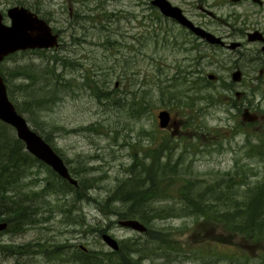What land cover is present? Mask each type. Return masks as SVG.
I'll list each match as a JSON object with an SVG mask.
<instances>
[{"label":"rangeland","instance_id":"rangeland-1","mask_svg":"<svg viewBox=\"0 0 264 264\" xmlns=\"http://www.w3.org/2000/svg\"><path fill=\"white\" fill-rule=\"evenodd\" d=\"M169 1L196 19L193 0ZM16 4L45 18L58 33V46L47 50L44 56L64 57L69 61L62 69L65 77L76 80L68 82L49 110L40 112L39 119L48 125L43 129L49 134L50 126L55 125L56 131L51 133L49 142L77 181L80 180L78 171H82L83 177H94L98 182L84 192L86 199L77 202L63 194L36 193L32 196L34 202H43L37 206L36 222L20 232L0 231V264H75L70 261L72 245L108 250L101 233L111 234L118 242L137 236V232L116 222L117 216L109 214L110 208L104 210L108 211L105 215L100 207L106 208L105 197L113 193L119 179L128 175L127 168L133 163V157L142 153L140 146L148 150L161 144L162 153H166V146L176 143L170 152L174 156L183 153L188 178L197 179L200 184L209 180L211 173L221 176L231 171L235 159L239 158L256 172L248 175L247 181L257 183L262 179L264 153L255 152L248 158L242 147L245 131L252 133V129H264V77L260 74L264 66L257 61L253 44L247 43L237 50L201 45L196 49L188 42L189 37L180 36L176 23L159 18L160 13L155 7L151 8L149 0H0V9L5 15L6 9ZM229 9L228 5L214 7L218 17L205 18L210 28L225 32L227 24L232 23L227 20ZM3 21L9 23L7 17H3ZM254 21L255 16L245 21L250 24L247 28ZM35 56L19 51L3 64L12 68L31 60L39 62ZM69 63H73V67ZM193 69L199 71L196 74L204 81H209L204 90L194 94V102L201 110L177 108L161 99V89L165 90V85L174 82L172 77L194 79L195 74H189ZM237 69L241 78L232 81L230 75ZM208 73L215 74L216 78L209 80ZM82 74L93 75L102 91L99 99L90 89L93 87L91 80L85 83ZM21 81L17 79L13 83ZM106 92L112 99L106 98ZM207 93L214 101L204 102L201 97ZM134 98L141 104L131 110L129 106ZM162 109L169 112L168 127L164 129L158 126L157 119ZM245 110L255 117L252 129L246 128L248 121L242 115ZM137 111L139 116L132 117ZM223 132L227 139L221 141ZM12 134L15 136L14 131ZM156 135L159 140H155ZM213 139L221 142V146H204L213 143ZM49 175L44 167H34L25 183L31 185V190L39 191L46 179H53ZM171 184L173 182L164 188L166 192L173 190ZM23 193L24 189L19 196ZM183 225H189L179 237L187 246L186 250L213 245L220 253L230 256L227 241L233 236L203 219L170 217L153 223L162 229L182 228ZM240 239L243 238L234 236L230 248H238ZM223 240L226 241L223 243ZM243 241L245 248L250 250L246 252V264H264V244H259L263 253H257L253 241ZM17 244L28 247L22 253H13L10 245ZM142 246V251L146 250L151 258L155 256L150 244ZM186 253L191 255V252ZM261 255L263 258L257 259ZM150 257L139 261L151 264ZM201 260L195 256L177 264H207ZM243 260L221 258L214 264H245Z\"/></svg>","mask_w":264,"mask_h":264},{"label":"trees","instance_id":"trees-1","mask_svg":"<svg viewBox=\"0 0 264 264\" xmlns=\"http://www.w3.org/2000/svg\"><path fill=\"white\" fill-rule=\"evenodd\" d=\"M151 8L154 7L151 6ZM158 16L160 19L162 18L161 15ZM164 25L166 24L164 23ZM179 34L187 38L191 33L179 27ZM195 48L198 49V45ZM47 50L49 49L23 51L35 54V58L39 62L31 60L23 65H14L12 68L5 67L3 62L0 63V75L6 83L8 97L17 111L23 115L26 114L27 121L34 126L33 129L37 132L39 130L38 133H43L44 136L40 135L49 142L51 133L56 131L55 125L50 126L48 134L43 129L48 125H44L45 122L39 119L40 112L49 110L59 94L64 92L68 82L75 83L76 80L73 77L67 79L65 72L62 71L69 61H66L64 57L57 58L55 55L44 56ZM15 54L7 56L4 60ZM73 65L72 63L71 66L73 67ZM193 71L189 74L194 73V79L181 76V80H176L177 76L172 77L171 80L174 82L165 85V90L161 89L159 94L161 99L177 108L191 111L194 108L196 111L201 110V107L194 102V94L204 90L209 81H204L199 77L197 75L199 71L196 72L195 69ZM82 75L85 78V83L91 80L93 87L90 89L99 99V92L102 91L97 81L92 78L93 75ZM17 79H22V81L13 83ZM106 96H108L106 98L112 99L109 92H106ZM211 96L207 93L201 98L204 99V102H212L214 99H210ZM134 100L129 106L131 110H135L136 105L141 104L137 99L134 98ZM124 104L123 107L127 109V103ZM167 107L170 108V105ZM139 111L133 113L132 117H138ZM253 122L246 123V128H251L255 124ZM238 126V128L245 129V126ZM12 131V127L0 121V220L7 222L6 231L20 232L26 226L36 222L34 218L37 214V206H40V203L43 204L42 201L38 203L33 201L32 196L36 193L70 195L74 202H77L86 199L84 192H88L98 181L94 177H83V172L78 171V176H80L78 185H71L28 153L24 149L23 143L12 134ZM252 131V133L245 131L246 137L242 145L245 149L244 155L248 158H251L255 152L264 153V129L262 128L261 131L252 129ZM208 132L211 130L209 129ZM214 132L217 134V130ZM223 139H227L225 132L221 133V141ZM155 140H159L157 135ZM212 144L221 146V142L214 139L213 143H207L204 146ZM175 146L176 143L171 147L166 146V153H162L163 146L161 144L148 150H143L140 146L142 153L137 156L133 155V163L127 168L126 174L128 175L119 179L112 194H107L104 200L106 208L100 207L103 213L106 212L104 210L110 208L109 214L116 215L117 219H138L146 226V231L132 237L136 241H133L132 238L119 241L117 250H94L72 245L70 249L71 262L75 264H142L139 260L146 256L150 257V254L145 252L146 250L142 251L143 244H150L152 251L155 252V256L150 257L151 264H177L195 256L207 261V264H214L221 258L229 260L234 258L236 262L244 259L243 262L246 264V252L250 250L245 248L243 240L253 241L255 243L254 251L263 253L259 249V244H264V173L261 174L262 179L257 183L247 181L248 175H254L256 172L239 158L235 159L231 171H225L221 176L211 173L208 177L209 180H203L200 184L197 179L188 178V171L185 165L183 166V153L180 152L174 156L170 152ZM162 158L164 160H161ZM34 167H44L50 174L48 177L53 178L52 180L46 179L39 191L31 190V185L25 183V178ZM69 171L73 174L71 170ZM171 182H173L171 184L173 190L166 192L164 188ZM22 189H24L23 196H19ZM28 194L30 198H28ZM167 200L170 201L165 203L164 201ZM158 201L159 203L156 204ZM170 217H191L193 221L203 219V222L226 230L229 236H239L243 239L239 240L238 248H230V245H233V237L228 239L229 248L227 249H229L230 256L220 253L213 245L186 250L187 246L179 241V237L184 234L183 230L189 225L174 229L153 226L155 221ZM10 247L13 253H22L28 246L17 244L10 245ZM141 251L143 255L139 253ZM234 251L245 255H234ZM186 252H191V255H187ZM261 258L263 255L257 257V259ZM157 259L158 262H156Z\"/></svg>","mask_w":264,"mask_h":264},{"label":"water","instance_id":"water-1","mask_svg":"<svg viewBox=\"0 0 264 264\" xmlns=\"http://www.w3.org/2000/svg\"><path fill=\"white\" fill-rule=\"evenodd\" d=\"M150 3L157 7L162 15L172 18L178 24L186 27L195 35L205 39L209 43L225 44L220 37H216L203 28L194 25L182 13L181 8L171 4L169 0H150ZM5 14L9 19V23L3 21V13L0 10V62L6 56L18 51L50 49L58 45V34L53 31L50 24L44 18L29 8L23 5H13L6 9ZM259 37L261 38L258 32H250L247 35V39L250 41ZM239 44V42H232L228 44V48L231 50L235 49ZM262 50H264V44ZM230 76L232 81H239L241 72L238 69L234 70ZM207 77L209 79L215 78L213 74H208ZM157 117L160 127L164 128L168 125L169 113L166 110L159 111ZM249 118L251 119L252 117ZM0 121L14 129L16 138L23 142L26 151L48 165L61 178L67 180L74 186L77 185V180L71 176L61 156L29 125L27 119L16 110L13 102L8 97L6 83L1 75ZM118 224L139 232L146 230V226L143 223L133 218L120 219ZM6 226V221H0V231L4 230ZM101 238L110 249H118L117 240L110 234L102 233Z\"/></svg>","mask_w":264,"mask_h":264},{"label":"flooded vegetation","instance_id":"flooded-vegetation-1","mask_svg":"<svg viewBox=\"0 0 264 264\" xmlns=\"http://www.w3.org/2000/svg\"><path fill=\"white\" fill-rule=\"evenodd\" d=\"M193 4L197 9V14L194 15L196 19L188 15L185 11L183 12L195 25L221 37L225 43H230L236 40L240 41V45L235 50L246 46L247 43L253 44L257 54V61L264 66V50H262L264 44V0H193ZM223 5H228L230 7V9L227 10V20L230 19L232 21L231 24H227L225 32H222V30H219L218 28H210V22L205 19L206 17L210 19L217 18L218 16L213 9L214 7L217 8ZM251 16H255L256 21L251 24L250 28H247L250 24L245 21H248ZM184 31L187 30L184 29ZM251 31L258 32L261 38L259 37L252 42L247 41V34ZM188 37L190 38V43L193 47L196 45L213 47V45L208 44L205 39L192 33L188 34ZM216 46L221 49L227 48L226 45ZM260 74L264 77V68L260 69Z\"/></svg>","mask_w":264,"mask_h":264}]
</instances>
